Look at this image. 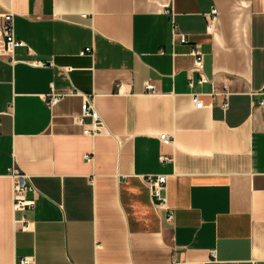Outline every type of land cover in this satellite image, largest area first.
Returning a JSON list of instances; mask_svg holds the SVG:
<instances>
[{
  "label": "crops",
  "instance_id": "obj_1",
  "mask_svg": "<svg viewBox=\"0 0 264 264\" xmlns=\"http://www.w3.org/2000/svg\"><path fill=\"white\" fill-rule=\"evenodd\" d=\"M166 9L188 43L172 42ZM5 13L26 46L0 57V264H264V107L251 96L264 0H0V27ZM194 45L210 81L189 87ZM86 97L93 134L77 122ZM12 165L35 200L25 230ZM159 174L163 205L145 181Z\"/></svg>",
  "mask_w": 264,
  "mask_h": 264
},
{
  "label": "built area",
  "instance_id": "obj_2",
  "mask_svg": "<svg viewBox=\"0 0 264 264\" xmlns=\"http://www.w3.org/2000/svg\"><path fill=\"white\" fill-rule=\"evenodd\" d=\"M241 2H248L250 0H240ZM166 13L171 14V11L166 9ZM207 23L208 29L212 30L217 20L218 11L216 8H212L210 12L207 14ZM2 25L0 27V57L7 59L9 62H14L13 51L16 47L26 46V44L17 39L14 33V23H13V14L5 13L2 16ZM171 22V40L172 42L179 41L180 43H188V37L180 32L177 23L175 22L173 14L170 17ZM92 52V47H86L80 52V55H85ZM190 55L193 57V66L190 71L192 73H197L198 77L194 80L193 77H189L188 85L189 87H193L194 83L197 82L199 84L208 83L209 78L203 73V53L201 52L198 45L192 46L190 50ZM33 64L40 65V62H32ZM119 87V84H116ZM145 90L150 94H156L155 85L151 81H147L144 83ZM224 96V100L220 103L221 108L226 110L228 108V96L229 92L226 87L224 91L220 93ZM257 95L262 96L260 100L257 101L258 106L264 107V86L260 90L252 91L251 96L255 97ZM191 100L195 106V108L204 107V102L200 99L199 92H191L190 93ZM47 100V104L49 106H53L57 104L61 96L56 94H50L45 97ZM80 114L77 116V122L82 126L83 132L91 133L97 132L100 125V117L98 112L95 110L93 105L90 103V99L87 97L83 100L80 108ZM89 120V121H87ZM160 142L164 145H169L171 143V138L167 134H160L158 136ZM89 159V156H85ZM161 162L172 160L171 157L166 155L160 156ZM8 175L12 179V196H13V210L15 212L22 213L21 217L16 220V222L20 225V228L25 230L28 227V221L24 215L26 211H31L34 208L35 200L28 198L27 193L31 190L32 186L29 180V176L24 173L19 167L12 165L8 168ZM146 183L150 186L152 196L158 201V204L163 205L165 198L163 196V190L165 188L166 176L159 175H148L145 179ZM172 219V215H168V220ZM211 257H215V252L211 251ZM17 264H32V261L28 257L21 258Z\"/></svg>",
  "mask_w": 264,
  "mask_h": 264
}]
</instances>
